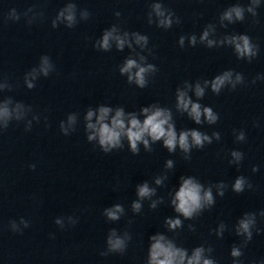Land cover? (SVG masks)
I'll list each match as a JSON object with an SVG mask.
<instances>
[{"label": "clouds", "instance_id": "9594fccd", "mask_svg": "<svg viewBox=\"0 0 264 264\" xmlns=\"http://www.w3.org/2000/svg\"><path fill=\"white\" fill-rule=\"evenodd\" d=\"M253 3L257 6L259 5V0H253ZM75 5L70 4L64 11L60 13V16L63 17L67 22L68 26L71 27L75 23V13H74ZM152 10L155 12L157 17H160L159 25L164 28H169L172 25V13L169 12L167 15L165 14L164 7L161 3H155L152 5ZM249 12H255L253 8H248ZM65 13H67L65 15ZM244 9L235 6L224 12L222 19L232 21L233 16L236 20L244 19ZM89 13L85 11L83 13L84 19L88 18ZM116 15H120V13H116ZM13 17L15 19H19L18 16L15 15V10H13ZM55 26V24H54ZM211 26H209L210 28ZM116 29L113 28L110 31H106L102 37V39L98 42L99 47L108 50L110 48V40L116 41V47L118 49H123L127 41V33H125L122 38L119 35H114ZM136 39L137 44L147 45L148 37L142 36L137 33H133ZM209 29H205L203 34L200 37V40L207 41V46L209 48L213 47L217 42L214 40L208 39ZM189 42L192 45L196 44V37L191 36L189 38ZM180 45L183 46L184 37L182 36L179 41ZM219 43H227L231 44L235 48V52L239 57H255L258 52V46L253 45L250 40V37L247 35L240 36H231L225 37L224 40ZM131 47V44L128 45ZM144 57H141L143 60ZM51 64L49 63V59L47 56L42 57L40 72L47 76L50 69ZM135 68L137 71L132 74V69ZM35 71V70H33ZM149 71H157L154 65L148 64L146 67L140 66L137 64L136 60L128 59L124 66L120 68L121 74L128 73L129 82L135 81L136 85L140 88L145 87V73ZM31 75V74H30ZM232 72L226 71L222 75L216 76L211 81V89L214 93L219 94L221 89L226 84H231L232 88H235L236 83H242L243 77L240 74L236 75L235 82L232 81ZM34 78V77H33ZM27 86L29 88L33 87L31 80L26 78ZM209 82L205 81V85ZM255 83V80L253 81ZM195 95L199 98L204 95V88H202L199 84L195 87ZM19 107V106H18ZM177 108L181 111L187 112L189 116H191L197 124H200L202 116L207 120L209 124H214L219 119L217 113L213 111L211 107H201L199 103L193 102L184 91L177 92ZM112 111L109 107H100L98 112V116L96 119V123L93 124L90 121L94 115L93 111L89 110L87 112L86 120L89 121L87 124V128L94 130V134L88 137L89 140H92L96 137L99 138V145L103 149L105 153L110 152L111 149L117 148L121 144V137L126 136L129 142L130 149L133 153H137L138 142H142L145 148L149 147V141L145 139L146 136H149L153 142L163 140L164 146L168 149L169 152L175 151L177 146L182 149L185 153L189 152L192 146H196L198 148H203L205 142L211 143V138L202 134L199 131H182L177 135V132L173 126V124L169 123L171 119V114L163 109L156 108L151 111L149 108H143L142 113L145 114L146 118L143 120V123L139 119H137L134 113L128 114V124H125L124 116L125 113L122 108H118L115 111V115L111 119V123H106L105 121L108 118L109 113ZM150 113V114H149ZM0 117H10V113L7 107L0 109ZM74 120L73 117H69V122L71 123ZM7 127V125H5ZM61 130L66 132L63 124H61ZM213 135L219 139V134L214 133ZM189 137H191V144L189 142ZM238 140H244V133L241 132L237 136ZM231 155L235 158L237 162H239L243 158V154L239 151H233ZM187 159V158H186ZM31 167H35L32 165ZM167 167H172V161L169 160L167 162ZM253 172L257 171V168L252 169ZM157 184H160L161 181L159 179L156 180ZM245 178L243 176L238 177L235 180V183L232 185V189L236 193H241L245 188ZM249 188H252L251 184H248ZM218 188L221 189L218 192V195L223 196L224 188L223 184L218 185ZM154 190L150 189L148 185L145 183L138 188V196L141 198L149 197L153 194ZM175 205V211L181 214L185 219H192L194 214L199 212L205 205L211 206L215 203L212 190L208 188L204 190L202 193V186L199 183L194 182L193 179H183L182 186L179 188V191L176 193L175 199L172 201ZM152 207H155V203H153ZM134 211L139 212L141 205L138 202H134L132 205ZM123 209L120 205H116L114 209L106 210V215L111 220L119 219L118 213L122 212ZM261 216H264V211L260 213ZM21 223L24 224L25 227H28V222L21 218ZM56 223H61L60 220H56ZM166 224L169 229L175 230L178 227H181L182 221L179 218L175 219H167ZM255 224V214L248 213L245 214V218L239 221V226L237 229V234H246L248 241L252 239L251 226ZM11 227L13 231H17V225L15 221L11 222ZM191 229L192 226L189 225ZM223 224L220 228V233L223 231ZM115 237V232L112 233V236L108 239L109 251L117 252L123 251L125 248L124 240ZM131 239V237H129ZM154 243L150 245V254L148 264H215L212 259H208L204 257L205 249L203 247H197L194 249L191 256H188L187 251L185 249L174 246V244L170 241H167L163 235H157L150 237ZM210 251V249H209ZM101 255H105V253H101ZM242 255L240 249L238 247H233L231 251L232 257H240Z\"/></svg>", "mask_w": 264, "mask_h": 264}]
</instances>
